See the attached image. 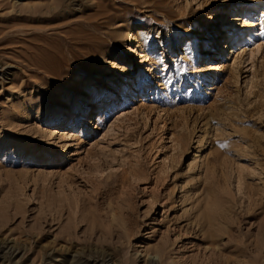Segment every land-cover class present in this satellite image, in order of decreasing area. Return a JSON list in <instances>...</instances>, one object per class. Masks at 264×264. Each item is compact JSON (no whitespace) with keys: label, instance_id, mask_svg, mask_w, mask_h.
Here are the masks:
<instances>
[{"label":"rangeland","instance_id":"rangeland-1","mask_svg":"<svg viewBox=\"0 0 264 264\" xmlns=\"http://www.w3.org/2000/svg\"><path fill=\"white\" fill-rule=\"evenodd\" d=\"M2 69L0 264H264V0H0Z\"/></svg>","mask_w":264,"mask_h":264},{"label":"bare ground","instance_id":"bare-ground-1","mask_svg":"<svg viewBox=\"0 0 264 264\" xmlns=\"http://www.w3.org/2000/svg\"><path fill=\"white\" fill-rule=\"evenodd\" d=\"M255 8V7H252ZM49 13H51V15L53 16H57V15H61L63 13H66L67 10H69V6L67 4H56L54 5L52 8H49ZM249 10V9H248ZM245 11L244 14H242V17L246 20V15L248 14L249 11ZM100 13L99 11H96L95 14ZM94 15V14H93ZM59 17V16H58ZM240 17H232L228 20V22L226 24H223L222 27V31L219 30L217 31L220 37H217L218 39H220L225 33H228V35L225 37V39L228 40L229 44L231 45L229 51L231 52L233 51L234 53L238 54V49L236 50V48L234 49V44H236L234 42V40L236 38H238L239 32L241 31L240 26L244 28V26H246V21H244L241 25L238 24L237 27H234L235 22H238V20H240ZM78 23V22H77ZM86 23L87 25L92 27V12H90L86 17H85V21L79 22L78 25L80 26L77 30L76 33L74 35V43L79 47V49H84V47L88 48L87 51H84L83 53L85 55H90L92 54V49H90L92 47V31L89 32V30L87 32H85L84 28L82 26V24ZM242 28V29H243ZM242 33V32H241ZM253 35V34H252ZM224 38V37H223ZM252 36L249 35L247 38V41H251L252 40ZM133 39V38H132ZM238 41V40H237ZM227 46L229 45L228 43H226ZM247 45V43H243L242 47H245ZM136 50L133 51V53H135ZM103 55L105 56V54L103 53ZM235 55V54H234ZM103 57V56H102ZM51 58V57H50ZM46 59V58H45ZM79 60V59H78ZM56 62V61H54ZM82 61H78V63H81ZM35 63V62H34ZM57 63V62H56ZM55 63V64H56ZM55 64H51L48 60L47 61H42L40 68L44 71L47 72L48 74H50V76H54L59 78L60 77V72L57 71L58 69L56 68ZM58 67V66H57ZM74 69V68H73ZM73 69H69L72 70V72L74 71ZM68 70V71H69ZM1 73H4V70H0ZM157 72L152 71L150 69L145 70L146 75L148 76H152V75H156ZM159 74V73H158ZM127 79V78H126ZM128 82V81H126ZM125 83V82H124ZM127 84V83H126ZM123 92V91H122ZM92 103V102H91ZM89 105V102H86L82 107H81V111L80 112H85L86 107ZM101 105H103V103H100L98 105V110L96 111V120L97 121H101L103 119V116L105 115V113L107 112V110L109 109L108 106L106 107H101ZM30 111V110H29ZM80 114V113H79ZM83 115V114H82ZM77 115H73V119L74 121H78L77 120ZM56 117V116H55ZM75 117V118H74ZM80 118V117H79ZM74 123V122H73ZM206 211H203V213H201L200 215V220H203V223H201V230L205 229V224L204 221H206L208 224L211 222V218H210V211L208 213H204ZM212 213V212H211ZM212 216V215H211ZM112 217V216H111ZM92 221V220H91ZM93 223V222H91ZM204 226V227H203ZM207 226V225H206ZM92 228V227H91ZM97 228V226L95 227ZM94 229V228H93ZM98 231L100 232L101 235H104V230H102L101 228H99L98 226ZM97 229H95V231H97ZM205 232V231H204ZM207 232V231H206ZM209 234V233H208ZM100 235V236H101ZM102 237V236H101ZM100 238V237H99ZM98 238V239H99ZM104 238V236H103ZM108 237H106L105 239H107ZM70 239V238H69ZM102 239V238H101ZM102 241H105L104 239H102ZM107 241V240H106ZM50 245V244H49ZM58 249V248H57ZM102 250H98V249H90V250H81V251H75L73 252L72 255H69L66 258V255L64 254H59L60 260H59V264H65L64 262H69V260L71 259L72 261H70V263L72 264H86L88 262H92V263H98V264H115L114 261L112 260V254L106 250H103V248H101ZM60 250V249H59ZM51 251V250H50ZM19 252V248L18 246L16 247L14 245V243L11 242V240H4L2 242H0V260L1 259H7L10 260V258H12L13 256H15L16 254H18ZM55 250L51 251V252H47V254H45L46 259H48L49 261H53V258L56 257L55 254ZM62 253V252H59ZM161 253V252H160ZM156 256V254H155ZM155 256H152L149 261L147 262V264H154V262L156 261ZM161 256V255H160ZM70 257V259H69ZM51 262L49 264H51Z\"/></svg>","mask_w":264,"mask_h":264}]
</instances>
